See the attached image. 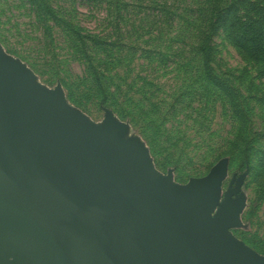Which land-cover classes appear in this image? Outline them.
Segmentation results:
<instances>
[{
    "label": "rangeland",
    "instance_id": "rangeland-1",
    "mask_svg": "<svg viewBox=\"0 0 264 264\" xmlns=\"http://www.w3.org/2000/svg\"><path fill=\"white\" fill-rule=\"evenodd\" d=\"M233 23L264 24V0H0L3 52L94 124L111 113L159 173L186 185L225 161L220 199L240 181L244 202L231 232L264 256V71Z\"/></svg>",
    "mask_w": 264,
    "mask_h": 264
},
{
    "label": "water",
    "instance_id": "water-1",
    "mask_svg": "<svg viewBox=\"0 0 264 264\" xmlns=\"http://www.w3.org/2000/svg\"><path fill=\"white\" fill-rule=\"evenodd\" d=\"M127 126L94 124L0 46V264H264L231 232L225 161L173 182Z\"/></svg>",
    "mask_w": 264,
    "mask_h": 264
},
{
    "label": "trees",
    "instance_id": "trees-1",
    "mask_svg": "<svg viewBox=\"0 0 264 264\" xmlns=\"http://www.w3.org/2000/svg\"><path fill=\"white\" fill-rule=\"evenodd\" d=\"M31 1L34 4L38 2V0ZM231 35L233 37V43L244 51H247L253 57V60L259 61L261 70L264 71V24L243 25L233 23L231 26ZM196 50L201 58L208 60L209 64L213 56L211 33L209 34L208 32L204 38L202 36L197 44Z\"/></svg>",
    "mask_w": 264,
    "mask_h": 264
}]
</instances>
